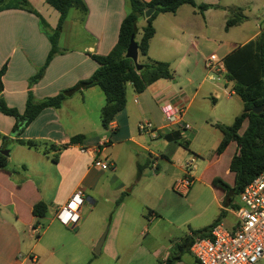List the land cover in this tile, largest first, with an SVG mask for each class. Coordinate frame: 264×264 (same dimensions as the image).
<instances>
[{
  "label": "crops",
  "instance_id": "0c3cea01",
  "mask_svg": "<svg viewBox=\"0 0 264 264\" xmlns=\"http://www.w3.org/2000/svg\"><path fill=\"white\" fill-rule=\"evenodd\" d=\"M29 1L46 20L47 26H41L38 18L28 11L15 8L0 10V68L6 63L5 72L0 78V96L9 107L16 108L20 113L24 111L29 89L36 99H42L88 78L98 66L90 54L104 55L111 50L127 12L126 0H84L87 11L84 13L77 9L82 14L77 39L80 44L74 47L64 46L69 39L66 37L67 22L64 21L57 42L59 52L52 58L43 76L29 88V79L45 62L51 46L48 35L59 17L57 10L46 0ZM194 2L196 5L205 3L214 6L201 12L196 6L184 4L174 13H158L152 22L155 33L149 41L147 56L138 52V57L141 55L143 61H166L173 66L174 71L183 70V65L189 73L185 85L179 86L174 78H161L141 93H135L129 86L125 106L115 114L107 128L101 122L100 125L91 127V116H95H92L94 120L100 119V110L105 101L104 94L101 95L96 89L98 86L74 92L58 108H44L19 136L12 132L14 117L0 112V150H8L7 165L0 170V264H104V260L117 262L122 249L133 246L132 237L136 225L127 214L128 202L136 184L133 183L132 186V181L159 176L162 167L175 165L174 161L183 159L187 151L202 154L199 148L193 146V141L201 134L210 147L208 151H212L201 159L204 166L200 169L197 164H193V167L183 171L180 164L179 173L170 178L172 189L181 175L188 174L191 178L185 192H177L190 207L197 208L195 215L185 220V223H190L185 235H191L192 229H201L211 224L221 210L225 213L224 217L227 213L234 216V222L228 228L234 226V208L223 201L224 193L211 183L214 177L219 176L212 169L217 167L230 147L233 146L232 154L236 149L231 142L220 155L214 152L222 138V132L215 124H224V121L231 118L234 120L243 109L241 98L232 90L233 83L225 77L223 61L237 46L255 38L264 29V18H254L259 14H253L249 0ZM262 2L261 8H256V11L264 8V0ZM239 7L246 19L225 29L228 10ZM216 16L222 17L221 21L216 20ZM141 20L145 22V16L140 17L137 24ZM203 41L215 44L216 52L210 54L217 56L223 64V70L218 74L207 68V72H211L209 75L201 71L197 87L188 98L189 88L195 83L191 76L200 61L195 56L186 62L185 55L189 54L193 45L199 47ZM196 52L198 54V49ZM214 78L215 82H211ZM226 82H231V86L228 87ZM202 88L207 91L206 94L211 95L214 106L218 104L219 98H225L229 104L228 111L219 113L206 103L197 101L196 97ZM234 104L235 110L233 108L232 111L230 107H234ZM164 105L177 109L185 107L183 122L168 123L161 111V106ZM236 106L239 112H234ZM192 108L200 115L192 120L195 128L185 119ZM140 121H149L156 137H152L149 132L139 131L137 124ZM182 123L190 125L186 133L182 132ZM93 129L94 135L89 136ZM76 135H82V138L71 143L70 139ZM175 137L183 138L187 147L177 143ZM17 138L65 145V148L59 152L57 161H53L51 156L45 155L41 150L17 143ZM82 148L85 151H81ZM102 157L113 163L110 173L94 164L95 160L102 161ZM139 166L142 169L137 176ZM75 168L79 173L74 178ZM151 169H154L155 176L150 175ZM231 174L227 171L228 176ZM68 177L69 180L63 182ZM103 181L108 182L105 186L107 190L102 196V200L108 204L107 209L91 223L88 217L98 203L99 189L103 186L100 182L103 184ZM77 188L83 190L85 199L79 209L80 219L75 226L77 231H71L56 218L55 213ZM206 191L209 195L203 198L202 193ZM119 199L122 200L117 203ZM39 200L46 203L49 213H45L37 221L31 209ZM237 201L238 198L234 200L236 205ZM111 209L114 210L108 218ZM156 217V213H152L151 219ZM192 218L196 219L194 223H191ZM222 219L220 223L223 224ZM107 221L111 222L110 229L100 252L104 258L99 259V254H95L93 248L104 232ZM144 227L147 234L150 226ZM36 233V241H30L31 236ZM182 237L171 241L168 236L160 244L156 239L148 244H139L134 264H159V261L175 250ZM175 264H196V261L187 250Z\"/></svg>",
  "mask_w": 264,
  "mask_h": 264
},
{
  "label": "trees",
  "instance_id": "16d2710c",
  "mask_svg": "<svg viewBox=\"0 0 264 264\" xmlns=\"http://www.w3.org/2000/svg\"><path fill=\"white\" fill-rule=\"evenodd\" d=\"M46 2L57 10L59 17L56 26L48 35L51 46L45 62L29 79V88L43 76L44 70L59 52L57 42L69 9L76 8L84 13L87 11L84 0H46ZM184 4L196 6L201 12L214 6L205 3L196 5L194 0H126L127 12L119 26L117 41L107 54H90L98 66L88 78L79 80L73 87L42 99H36L29 89L22 113L14 107H9L3 97L0 96V112L13 116L15 119L12 132L19 136L41 110L47 107L58 108L68 96L91 86H98L104 94L105 101L99 117L101 125L107 128L115 114L125 106L129 86L135 93H141L158 79H173L174 70L168 62L147 59L139 63L141 69L137 70L131 59L125 57V52L132 34L136 40V24L138 19L144 16L146 9L154 8V11L146 18L141 39L136 40L138 52L142 56H147L149 41L155 33L152 23L155 16L162 12L174 13ZM11 8L33 13L41 26L48 25L29 0H0V10ZM245 19L246 16L240 7L229 9L224 28L228 29ZM223 64L226 69L225 77L233 83L232 90L241 98L243 109L231 124H216L222 132V138L214 152L220 155L231 142L236 147L228 164V171L233 174V180L228 183L216 176L211 183L224 193L223 201L235 208L237 207L234 202L235 197L247 183L264 170V29L255 38L237 46L224 58ZM5 69L6 63L0 68V78ZM254 107H260L261 110L254 112ZM81 138L82 135L73 136L70 142H77ZM181 139L180 137L174 138L175 141L187 147L186 141L182 142ZM16 142L28 148L41 150L45 155L51 156L53 161H57L59 152L65 148V145L57 146L53 143L34 139L17 138ZM6 165L7 156L0 153V170L4 169ZM141 169L142 167L139 166L137 176L141 173ZM121 200L119 199L117 203H120ZM46 211L47 205L43 200L34 203L31 209V213L37 221L45 215ZM224 215V211L221 210L211 224L201 229H192L191 235L182 237L175 250L164 260L159 261V264H175L179 261L182 254L189 250L195 238L210 236L211 229L221 221Z\"/></svg>",
  "mask_w": 264,
  "mask_h": 264
},
{
  "label": "rangeland",
  "instance_id": "374dc122",
  "mask_svg": "<svg viewBox=\"0 0 264 264\" xmlns=\"http://www.w3.org/2000/svg\"><path fill=\"white\" fill-rule=\"evenodd\" d=\"M262 3H263L262 0H249V4L253 11V14H257V13L259 14L258 17H255L256 15L254 16V18H256L257 20H262V18H264V8L256 11V8H261ZM221 18L222 17H218V16L215 17V19L219 21H221ZM65 21L67 22L66 37L69 39L65 41L64 46L67 47L78 46L80 42L77 39H79L78 35L82 22V14L76 8H70ZM145 25H146V21L144 22V20L139 21V23L137 24V33H136L137 41L141 39L143 27ZM196 49H198V54L196 52ZM211 52H216L215 44L211 43L210 41H203L199 47L193 45V47H191L189 54H187V56L185 55L186 62L191 61L193 58H195V56H196V60L198 59L200 61V65L198 66L196 71L193 72L194 74L191 76L195 83L193 84V86L189 88L188 98L192 96V94L194 93L197 87L196 86L197 82L201 78V74H202L201 71L207 73L208 75L211 73V72H207V68L204 66L206 63V59L208 58V55ZM142 59L143 58L141 57V55H139L137 59L138 63H141L143 61ZM181 67L183 70L180 69L179 71H174V80H176V82L179 83V86L185 85L186 76L189 75L188 71H186L183 68V65ZM171 68L173 69V66H171ZM207 79H208L207 81L209 82L210 81L209 78ZM215 80L216 78H214V81L211 82H215ZM226 84L228 87H230L232 83L226 82ZM96 89H98L101 95H103V92L99 87H97ZM206 92L207 91H205L204 88H202L198 92L196 100L206 103L209 108L216 109L219 113H225L226 110L228 111L229 104L226 102V100H224L225 98L222 97L219 98L217 101L218 104L214 106V102L212 101L211 95L208 93L206 94ZM232 97H234V95ZM233 108L235 110V104L234 107L232 106L230 107L232 111ZM182 109L185 110V107H183ZM234 112H239L237 106H236V111ZM92 116L95 117L94 115ZM92 116H91V120H92L91 127L100 125V121H99L100 119L94 120ZM199 116L200 115L192 108L185 117V119L189 122V124L193 128H195L196 126L194 125L192 120L197 119ZM232 121H233L232 118L228 119L227 121H224V125H229L232 123ZM180 125L182 127L181 128L182 132L186 133L187 131H189L188 130L189 128H184L182 124ZM93 135H94V129L89 132V136H93ZM181 141L183 142L185 140L182 138ZM193 142H194L193 146L199 148L203 152L202 154L195 153V151L192 152L187 151L183 159H180L178 161L176 159L174 161L175 165L168 164L164 168L162 167L159 171L160 172L159 176H155L156 174L154 173V169H151L149 173L150 175H153L155 177L148 176V177H143L142 179L139 178L138 180L134 179L132 181V186H134L133 183L136 184L134 186L133 194L128 202L129 209L127 211L128 212L127 214L130 217H132L133 222L136 225L135 234L132 237L133 246L124 250L122 249V251L119 253V259L117 260V262L104 260V264H134V262H136V257L138 255L139 244H143V245L146 243L148 244V242L153 241V239H156L158 241V244H160L161 242H165L168 236L170 237L171 241H174L175 239H178L180 236L182 237L183 235H185V233L188 230V226L190 225V223H185V220L189 217L194 216L195 213L197 212V208L196 206L190 207L188 205V202L186 200H183V196L172 189L170 178H172V176L179 173L178 166L180 164H182L181 170L183 171H186L187 169L193 167V164H197L200 169L204 166V161H202L201 159L205 158L207 155H210L212 151H208L210 147L207 145V143H205L206 140L204 141L203 134L197 136V138ZM112 152H114V148H112ZM232 152H233V146L230 147L227 150V152L223 155V157L219 160L217 167L212 169L213 172L218 173V175L228 183H230L233 180L232 174L230 176L227 175L228 162L230 157L232 156ZM195 154L196 155L199 154V155L196 156ZM190 160L192 161L190 162ZM102 161L108 163V158L102 157ZM110 168L111 167H107L104 169H107V172L110 173L109 170ZM78 173L79 172L78 171L76 172V168H75V173L73 174V177L75 178L78 175ZM183 175H181L180 178H182ZM69 177L64 179L63 182H67L69 180ZM106 184H108L107 181H103V184H101L100 182V185L103 186L99 189L100 197L98 198V203L95 205V208L90 211L91 215L90 217H88L91 223H94V219H97L98 217L102 216V213H104V211L107 209L108 204L102 200L103 198L102 196H104L103 192L107 190V188L105 187ZM208 195H209L208 191L202 193L203 198H205V196L207 197ZM237 198L238 197L236 196L235 200ZM113 210L114 209H111V211H109L110 213H108V218L111 212H113ZM85 211L86 210L83 208V212ZM48 213L49 211L46 212V215ZM152 213H156L157 217L155 219H151ZM195 220L196 219L192 218L191 223H194ZM222 220L225 227L228 228L234 222V216L230 213H227V215ZM110 223H111L110 221H107L105 225V228L108 226V231L110 229ZM144 226L146 227L150 226V230L147 234H146L147 229H145ZM69 230L77 231L76 227L69 228ZM37 236H38L37 233L33 234L29 240L34 242L38 238ZM97 258L103 259L104 255L99 254L97 255ZM262 262L263 261H261V263Z\"/></svg>",
  "mask_w": 264,
  "mask_h": 264
},
{
  "label": "built area",
  "instance_id": "2783aa9c",
  "mask_svg": "<svg viewBox=\"0 0 264 264\" xmlns=\"http://www.w3.org/2000/svg\"><path fill=\"white\" fill-rule=\"evenodd\" d=\"M205 65L218 74L223 70V64L215 54L208 56ZM161 111L168 123L183 122L184 109L164 105ZM182 126L190 127L188 123H182ZM137 127L139 131L149 132L156 137L149 121H140ZM94 164L103 169L113 167L112 162L101 160H95ZM190 183L191 178L186 174L175 181L173 190L184 193ZM237 197L234 226L227 228L219 222L211 229L210 236L195 238L190 245L189 251L196 264H264V170L247 183ZM84 199L83 190L77 188L67 202L58 208L56 218L63 225L74 228L80 219L79 209Z\"/></svg>",
  "mask_w": 264,
  "mask_h": 264
},
{
  "label": "water",
  "instance_id": "95a60500",
  "mask_svg": "<svg viewBox=\"0 0 264 264\" xmlns=\"http://www.w3.org/2000/svg\"><path fill=\"white\" fill-rule=\"evenodd\" d=\"M153 11H154V8L146 9L145 12H144L145 18L149 17L153 13ZM125 57L131 59V61L134 63V65H135L137 70L141 69V65L138 63V60H137L138 59V44H137L136 40L134 39V35L133 34L131 35L129 44H128L127 48H126ZM260 110H261L260 107H258V108L254 107L253 108L254 112H259ZM0 153L2 155L7 156L8 155V150L7 149L6 150L5 149H1ZM107 232H108V226L105 228L104 232L102 233V235L100 236V238L98 239L96 245L93 248V252L95 254H100L101 247L103 245V242L105 240Z\"/></svg>",
  "mask_w": 264,
  "mask_h": 264
}]
</instances>
